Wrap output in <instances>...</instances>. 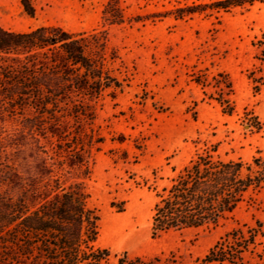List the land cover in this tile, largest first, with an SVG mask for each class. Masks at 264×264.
<instances>
[{
  "label": "trees",
  "instance_id": "1",
  "mask_svg": "<svg viewBox=\"0 0 264 264\" xmlns=\"http://www.w3.org/2000/svg\"><path fill=\"white\" fill-rule=\"evenodd\" d=\"M255 2L264 4L223 0L171 14L182 19ZM20 4L26 15H34L31 0ZM101 14L108 25L125 21L119 0H108ZM252 46L255 63L247 79L259 93L264 89V31ZM114 58L107 56L103 33H70L58 26L11 32L0 26V264H182L173 256L143 259L98 247L99 215L88 206L83 182L67 184L60 174L77 171L83 179L89 177L91 150L104 143L90 129L95 105L122 89L107 67ZM191 78L201 89L212 90L208 97L222 114L235 112L234 88L226 73L209 78L197 71ZM243 124L254 133L263 126L247 113ZM216 150L213 146L196 152L180 170L171 169L174 176L167 185L153 190L151 238L214 229L232 219L243 204H261L262 152L243 163L222 160ZM117 211H122L121 205ZM246 255H264V221L255 219L254 226L230 231L193 264H246Z\"/></svg>",
  "mask_w": 264,
  "mask_h": 264
},
{
  "label": "rangeland",
  "instance_id": "2",
  "mask_svg": "<svg viewBox=\"0 0 264 264\" xmlns=\"http://www.w3.org/2000/svg\"><path fill=\"white\" fill-rule=\"evenodd\" d=\"M216 1L223 0H119L125 21L108 25L101 19L108 0H31L32 17L20 0H0V26L7 31L58 26L70 33H103L107 56H115L107 67L122 89L95 105L90 129L104 143L91 150L89 177L83 179L77 171L60 173L67 184L83 182L88 206L99 215L97 246L112 255L173 256L193 264L230 231L254 226L255 219L264 221L263 191L260 205L243 204L232 219L214 229L151 238L153 190L168 184L172 168L180 170L196 152L213 146L225 161L248 163L258 150L264 155V89L254 93L247 79L255 63L252 43L264 31V4L228 12L207 10L182 19L171 14ZM197 71L209 78L217 72L230 77L235 106L231 116L222 114L208 97L209 87L203 90L192 81ZM245 113L260 120V132L244 126ZM119 223L127 227L118 230ZM245 260L264 264V255H246Z\"/></svg>",
  "mask_w": 264,
  "mask_h": 264
},
{
  "label": "bare ground",
  "instance_id": "3",
  "mask_svg": "<svg viewBox=\"0 0 264 264\" xmlns=\"http://www.w3.org/2000/svg\"><path fill=\"white\" fill-rule=\"evenodd\" d=\"M117 227H118V230H122V229H125L127 225L119 223Z\"/></svg>",
  "mask_w": 264,
  "mask_h": 264
}]
</instances>
